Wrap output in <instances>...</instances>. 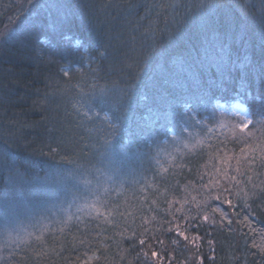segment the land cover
I'll return each mask as SVG.
<instances>
[{
  "label": "trees",
  "instance_id": "16d2710c",
  "mask_svg": "<svg viewBox=\"0 0 264 264\" xmlns=\"http://www.w3.org/2000/svg\"><path fill=\"white\" fill-rule=\"evenodd\" d=\"M238 93L264 0H0V264H264Z\"/></svg>",
  "mask_w": 264,
  "mask_h": 264
},
{
  "label": "snow or ice",
  "instance_id": "6c2138e0",
  "mask_svg": "<svg viewBox=\"0 0 264 264\" xmlns=\"http://www.w3.org/2000/svg\"><path fill=\"white\" fill-rule=\"evenodd\" d=\"M208 7H213V4H208ZM79 45V42H77V46ZM65 76H69L70 72L65 71ZM239 98L235 99V105L234 107L241 113V119L238 123L232 125L233 132L235 134L236 129H239V132L242 133V138H252L258 140V143L255 145H248L247 150L246 148L242 147L241 152L244 154V159L247 161L249 157H251V160L254 162L257 159L256 154L259 153V158L261 161H264V110H260L257 113H251L247 109H245L242 105L244 103L245 97L238 93ZM257 103L264 105V100H257ZM91 109H89V112ZM88 113H85L87 115ZM107 117V114H105ZM257 133H260V137H257ZM55 151V149H53ZM239 171V169H236ZM227 175V173H225ZM230 179H235V177H230ZM210 183H212L210 181ZM207 187V185H205ZM264 191V190H262ZM215 192V194H213ZM225 195L231 196L232 190L228 187H223L219 191H215L214 189H209L208 192V198L209 200H216L220 201V203H227L229 206H231V200L222 199ZM236 195H240L239 192L236 193ZM245 196L249 195L248 193H244ZM254 195V193H253ZM179 203V201H177ZM207 203V201L205 202ZM247 203H245V207H247ZM199 207V205L197 206ZM183 205H181V208L177 209V211H182ZM216 209L213 208V211ZM209 217L207 215L203 216V220L207 221ZM231 222V221H230ZM178 236H182L185 241L189 240L188 235L183 231L177 232ZM196 239H199V237H193L192 243L195 242ZM141 244H144V241H140ZM211 243V241H209ZM261 251H264V248H261ZM158 254L156 252H152V256L156 257ZM200 264H203V261L200 262Z\"/></svg>",
  "mask_w": 264,
  "mask_h": 264
},
{
  "label": "rangeland",
  "instance_id": "374dc122",
  "mask_svg": "<svg viewBox=\"0 0 264 264\" xmlns=\"http://www.w3.org/2000/svg\"><path fill=\"white\" fill-rule=\"evenodd\" d=\"M235 105V104H234ZM233 106H231L230 108L228 109H225L227 112H229L230 114H233V115H237V116H241V113ZM243 106V105H242ZM244 107V106H243ZM245 108V107H244ZM246 109V108H245ZM18 237V236H17Z\"/></svg>",
  "mask_w": 264,
  "mask_h": 264
}]
</instances>
